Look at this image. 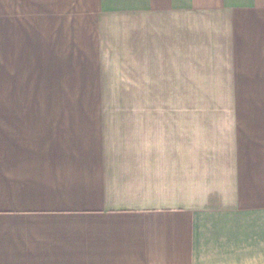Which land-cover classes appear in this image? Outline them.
<instances>
[{"label": "crops", "instance_id": "crops-1", "mask_svg": "<svg viewBox=\"0 0 264 264\" xmlns=\"http://www.w3.org/2000/svg\"><path fill=\"white\" fill-rule=\"evenodd\" d=\"M0 264H264V0H0Z\"/></svg>", "mask_w": 264, "mask_h": 264}, {"label": "rangeland", "instance_id": "rangeland-1", "mask_svg": "<svg viewBox=\"0 0 264 264\" xmlns=\"http://www.w3.org/2000/svg\"><path fill=\"white\" fill-rule=\"evenodd\" d=\"M70 103H74V102H70ZM92 104H94V102H92ZM98 104H99V102H98ZM123 104H125V106L126 107H131V105H133V102H123ZM100 106H102V102H100V104H99ZM71 107L69 104H68V102L67 101H63V107Z\"/></svg>", "mask_w": 264, "mask_h": 264}]
</instances>
